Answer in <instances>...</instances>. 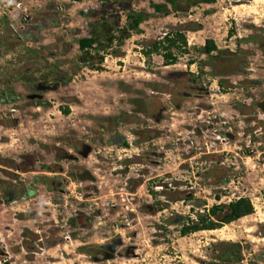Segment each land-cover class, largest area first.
<instances>
[{"label":"rangeland","instance_id":"374dc122","mask_svg":"<svg viewBox=\"0 0 264 264\" xmlns=\"http://www.w3.org/2000/svg\"><path fill=\"white\" fill-rule=\"evenodd\" d=\"M174 1L0 0V88L23 97L30 83L66 81L43 96L46 106L0 105V184L36 186L0 206V264H264V113L255 106L264 98V0ZM129 11L150 17L119 42ZM174 32L186 40L174 65L143 55ZM92 33L103 44L87 58L77 40ZM191 82L195 96L174 101ZM161 110L154 141L136 140ZM80 144L92 148L80 163L96 183L69 178L63 195L43 187L39 178H59L46 168L52 148L74 156ZM145 151L164 159L148 163ZM240 198L250 216L181 233ZM118 239L113 260H93Z\"/></svg>","mask_w":264,"mask_h":264},{"label":"flooded vegetation","instance_id":"af4514ba","mask_svg":"<svg viewBox=\"0 0 264 264\" xmlns=\"http://www.w3.org/2000/svg\"><path fill=\"white\" fill-rule=\"evenodd\" d=\"M40 28V26L38 27ZM37 28V30H38ZM36 31V29H34ZM26 39V38H25ZM83 58V57H81ZM83 60V59H82ZM238 66V65H237ZM187 79V78H186ZM56 81H60V86L63 83H66V81L64 80V78L62 76H58V77H54L50 82H46L43 80H39L33 83H30L27 85V94L24 95L23 97H20L17 94H13L12 91H10V87H8L6 85V87L3 86V88H0V105H5V104H11L13 102H19L22 99H25L24 105L26 104H31L32 106H36V107H40L43 105H46V102L44 100V95L49 93V92H44V90H46L47 88H53L55 86V82ZM186 83V81H185ZM195 83V82H194ZM193 82H191V84H184V88L188 91L183 92V91H175L172 92L173 93V97H174V101H178L179 99H184V98H192L195 95L192 96V94L190 92H198L200 90L199 87H197ZM43 92V93H42ZM178 99V100H177ZM172 101V103L174 102ZM261 108L264 109V104L260 105ZM164 113L165 110H161L160 112H158L157 114H152L150 117L153 120V124H155V127H144L142 129H140L138 131V133L136 134V140L141 141L144 140V144H151L154 139L156 134H157V130H156V126L158 127L161 122L165 121L164 120ZM74 139L72 138L71 140H69V144L72 145V142ZM110 143L112 142H116L122 146L127 147L128 144H126V138H124V136H111L108 140ZM77 146V145H76ZM88 146V145H86ZM85 144H80L79 146H77L75 149H72V154L74 153H79L81 154L82 152H84V150L86 149ZM52 154H53V158H55L54 162H51L47 165V169H54L57 170V173H54V176H57L59 178L52 180L53 178H39L40 182L42 184L43 187H45L46 189L52 190V191H57V192H62L60 194L63 195V193H65L66 190V182L69 178H73L77 175V172H75L72 167L75 166H83L80 163L81 158H78L76 161L71 162L70 164H68V166L66 168H64L63 164L64 163V158H67L68 156L57 149H53L52 148ZM145 159L146 158H151L153 159V161L149 160L148 163H154V164H159L160 160H163L164 158L162 157V154H158L156 153V151H150L147 152L145 151L144 153ZM34 163V162H33ZM51 165V166H50ZM72 169V171L70 170ZM33 187V191L29 189V187H22L20 186V184H18L17 182H15L14 180L10 183H3L0 184V202H2L3 206L5 204H11L13 202H15L18 199H22V198H27L29 195H32L36 190H34V188H36L35 185L32 186ZM87 189L92 193V191H95L96 188H93V186H87ZM9 199H12L13 201L11 203H7V201ZM120 243H122L120 241ZM114 245V240H111V242H109L108 244L102 245L99 247V249L94 250L92 252L93 255H95L93 257L94 261H97L99 259H103V258H107L110 256H115V254H117V251L112 255L109 253V249ZM120 248V247H119ZM118 248V249H119ZM2 255V252L0 251V256Z\"/></svg>","mask_w":264,"mask_h":264},{"label":"trees","instance_id":"16d2710c","mask_svg":"<svg viewBox=\"0 0 264 264\" xmlns=\"http://www.w3.org/2000/svg\"><path fill=\"white\" fill-rule=\"evenodd\" d=\"M166 2L173 7L175 6L174 0H166ZM150 7L156 14L162 13L163 11L165 15L169 13L163 4L150 3ZM149 17L150 15L146 13L129 11V13L126 15V26L124 29L119 31L121 34L116 38L117 41L121 42L125 40L128 37V34L124 35L123 33H129V31H134V33L138 34L140 32L139 26ZM108 42L111 43L112 41L109 40ZM102 44L103 43L100 41V35L98 33H92L89 35V37L80 38L77 40L78 50L82 52L87 58H90V50H93V48L97 47L100 48ZM185 49V36L180 32H174L166 34L161 40L152 43L150 47L142 53L145 57H149L153 54L159 55L163 59L164 65L170 66L176 63L179 54L185 53ZM203 51L205 54L209 55L215 51V47L211 42H206ZM62 113L63 115H67L69 113V109H63ZM252 213L253 208L250 201L240 198L236 201L230 202L226 206H212L208 211L207 216H199L196 223H192L191 225L183 227L181 233L186 235L188 233L197 231H212L223 224H230L243 217L250 216ZM215 217H219L216 222L212 220V218Z\"/></svg>","mask_w":264,"mask_h":264},{"label":"water","instance_id":"95a60500","mask_svg":"<svg viewBox=\"0 0 264 264\" xmlns=\"http://www.w3.org/2000/svg\"><path fill=\"white\" fill-rule=\"evenodd\" d=\"M64 84L65 83H63L61 86H63ZM59 87H60V81H56L55 82V86L53 88H47L46 90H44V92H55V91L58 90ZM262 104H264V98L261 101H259L255 106H256V110L258 112L264 113V109L260 107V105H262ZM207 109H210V108H207ZM225 136L228 138L229 141L233 140V136L232 135L230 136L229 134H226ZM91 152H92V148L90 146H86V149L81 154L75 153L74 156L71 155V154H67L68 157L64 158L63 160L67 161V162H74L78 158H81L82 160H86V159H88V157L91 154ZM72 169L75 172H77V175L75 177H73V179H75L77 182H79V183H89V184H92V185L94 183H96V178L84 166H75ZM86 190H88V189L86 188ZM95 191H96V189H95ZM59 193H62V192H59ZM12 201H13L12 199H9L7 201V203H11ZM0 205H2V202H0ZM120 245H121V243H120L119 239L118 240H114V245L109 249V253L113 255L118 250ZM1 258H6V253L2 252ZM114 258H115V256H110V257H107V258H103L102 260L103 261H108V260H113Z\"/></svg>","mask_w":264,"mask_h":264},{"label":"built area","instance_id":"2783aa9c","mask_svg":"<svg viewBox=\"0 0 264 264\" xmlns=\"http://www.w3.org/2000/svg\"><path fill=\"white\" fill-rule=\"evenodd\" d=\"M216 139L219 140L220 142L225 141L224 138L221 139V138L217 137ZM224 152H226V151H225V150H222V151H220V152H218V153H224ZM226 153H228V152H226ZM155 189L157 190V188H155ZM67 190H69V188H68Z\"/></svg>","mask_w":264,"mask_h":264}]
</instances>
